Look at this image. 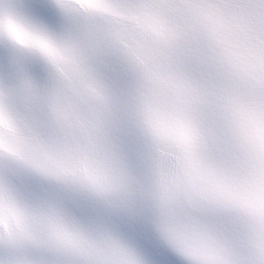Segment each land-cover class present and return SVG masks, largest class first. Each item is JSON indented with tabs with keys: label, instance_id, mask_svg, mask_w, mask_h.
Here are the masks:
<instances>
[{
	"label": "snow or ice",
	"instance_id": "snow-or-ice-1",
	"mask_svg": "<svg viewBox=\"0 0 264 264\" xmlns=\"http://www.w3.org/2000/svg\"><path fill=\"white\" fill-rule=\"evenodd\" d=\"M0 264H264V0H0Z\"/></svg>",
	"mask_w": 264,
	"mask_h": 264
}]
</instances>
